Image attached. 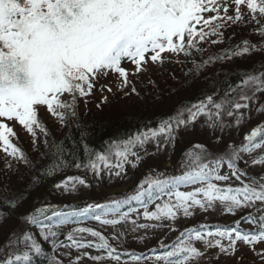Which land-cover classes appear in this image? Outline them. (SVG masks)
Masks as SVG:
<instances>
[{
    "label": "snow or ice",
    "instance_id": "obj_1",
    "mask_svg": "<svg viewBox=\"0 0 264 264\" xmlns=\"http://www.w3.org/2000/svg\"><path fill=\"white\" fill-rule=\"evenodd\" d=\"M233 25L250 27L258 42L243 39L219 56L194 63L197 71L216 60L264 53V0H0V152L5 171L0 181V232L5 234L0 264H34L39 257H47L48 264H121L125 257L133 264H202L213 250L217 264L221 257L232 264H264V119L238 142L225 139L233 129L251 124L256 113L264 118V65L246 72L222 94H204L179 106L156 127L111 139L103 151L85 143L86 159L72 161L84 175L65 176L52 186L68 194L90 187L89 173L97 180L105 173L110 179L123 178L126 166L135 169L146 156L175 149L181 131L198 124L211 130L207 142L181 153L177 171L152 167L133 191L105 202L25 206L29 185L36 188L68 166L62 146L48 140L41 109L65 126L79 119V102L87 106L102 78L117 75V91L128 88L125 62L136 75L149 62L163 63L164 54L187 57L205 51L206 43H223L224 30ZM101 90L113 91L107 85ZM131 92L136 94L135 87ZM16 126L31 137L33 152L54 160L18 187L11 183L16 165H34L14 142ZM148 145L155 152L149 153ZM197 211L232 216L233 224L214 230L185 228L173 243L161 240L158 249H150L151 256L120 251L129 232L143 231L141 240L160 228L175 232L180 217ZM86 220L111 232L85 226ZM45 242L53 252L64 249L63 256L48 257Z\"/></svg>",
    "mask_w": 264,
    "mask_h": 264
},
{
    "label": "trees",
    "instance_id": "obj_2",
    "mask_svg": "<svg viewBox=\"0 0 264 264\" xmlns=\"http://www.w3.org/2000/svg\"><path fill=\"white\" fill-rule=\"evenodd\" d=\"M243 39H251L253 42H258V37L252 33L250 27L233 25L224 30L223 43L213 45L209 42L203 45L205 51L196 52L197 54L195 56L192 54L191 57L184 56L187 61L185 62V71L178 74L173 71L170 76L165 78L167 86L172 85V88H169L170 92H166V90H168L166 85L150 82V89L144 90L149 96L145 97L142 95L138 101L129 102V104L126 105V109L120 112L114 119L111 116H104L99 113H95L89 117L79 116L78 120H73L71 123L62 126V130L58 135L54 136L50 132L52 136L48 138L49 142L51 143L54 141L56 144L62 146L64 150L63 156L68 162V166L64 167L63 170L58 172L54 177H45L36 188L29 185L28 190L31 191V196L28 198L25 206L28 207L33 203L40 202H47L50 204L55 202L52 198L47 197L48 192L46 191H50L49 189L53 188L52 185L56 179L76 173V171L79 170L73 166L72 161H84L86 159L83 151V145L85 143L89 148L95 151H103L107 147L106 142L111 139L127 138L139 130L147 127H156L162 119L169 117L179 106L196 101L204 94H211L213 92L222 94L229 89V86L236 85L246 72H255L259 70L261 66L264 65V53H252L243 57H234L230 60H216L215 62H210L201 67L199 71L195 68H190L194 67V63L202 64V62L208 60L209 57L219 56L224 50L239 44ZM166 103H172L174 105L171 112H169L171 105L165 107ZM131 104L133 105L131 106ZM255 117L256 115H254L253 119ZM191 132L200 134L206 131L198 124L194 129H191ZM208 132L209 130L207 133ZM43 139L41 141H43ZM195 143H198V141ZM18 146L21 147L22 150L24 149L22 143H18ZM41 149V151H44L43 147H41ZM25 153L33 161L34 167L29 169L23 164H20V167H17L19 164L16 165L18 172L11 176V183L14 187L23 186L34 172L44 171L50 163L54 162V160L49 159V157L42 158L39 152H33L31 150ZM160 153L167 154L166 151ZM174 155L175 152L169 154V159L171 161ZM175 159L172 161L174 164ZM138 168L139 170L142 168L146 170L147 165L145 161H143ZM138 178L139 176L134 177L135 180ZM3 180H5L4 164L0 170V181ZM25 194L27 195V191ZM104 195L103 193L100 196L103 197ZM78 200H85L84 196H80ZM4 235L3 232H0V243H3ZM44 247L48 257H51L52 250L50 245L45 242ZM153 248L158 249L159 246L151 247L150 249ZM150 249L146 250L145 253L147 254L150 252ZM136 254L139 255L141 253L139 252ZM34 264H48V259L47 257L36 258Z\"/></svg>",
    "mask_w": 264,
    "mask_h": 264
},
{
    "label": "rangeland",
    "instance_id": "obj_3",
    "mask_svg": "<svg viewBox=\"0 0 264 264\" xmlns=\"http://www.w3.org/2000/svg\"><path fill=\"white\" fill-rule=\"evenodd\" d=\"M242 26L243 25H239V27ZM196 54H197L196 52L193 53L194 56ZM164 56L165 59L163 63L158 62L153 64L149 62V64L147 65V70L138 73L136 75H132V72L134 70L133 66L127 62L124 63L123 66L127 68L129 71L130 84L128 88L125 89L128 95H125V91H117L118 85L120 83L117 75L110 74L106 78H102L97 83L93 95L87 98L88 101L87 106H85L83 101L79 102L78 113H80V116L89 117L94 115L95 113H99L104 116L106 115L111 116L114 119L120 112H123L126 109V105H128L129 102L138 101L140 97L137 94L139 92L142 91L145 97L149 96L146 92H144V90L150 89L149 88L150 81H155L157 82V84L167 86V81L165 80V78L167 76H170L171 72L173 71H175L176 74L180 72H184L185 62L187 61L185 60V57H183V55L176 56L172 54H164ZM190 68H194V67H190ZM104 85L111 87L113 91L109 93L106 90H101L102 86ZM132 87H135L136 94H132L131 92ZM167 87L168 90H166V92L167 91L170 92L169 88H172V85L171 86L168 85ZM105 96H107L108 98L107 102L102 103V98ZM98 104L100 105L99 108L97 107ZM132 105L133 104H131V106ZM168 105H171L169 110V112H171L174 108V105L172 103H166L165 107ZM175 111L176 110H174L171 113V115ZM255 115L256 117L251 121V124H243L239 129V131L233 129L231 132V136H225V139L234 140L238 142L245 131H247L251 126H254L257 122H260L262 119H264L258 113H256ZM40 117L42 123H44L48 129V133H49L48 138H50L52 134L54 136L58 135V133L62 130V126L59 124V122L55 121L54 118L50 117L45 110L41 109ZM15 131L17 132V136H18L16 143L17 144L22 143L24 147L23 151L30 152L31 137L25 131H23L19 126H16ZM50 132L52 134H50ZM210 132L211 131L209 130L208 133L206 131V132H201L200 134L199 133L196 134V132H191V129L187 131H181L179 137L177 138L175 149L169 148L166 151L167 154L158 153L155 155L146 156L144 158V161L147 165L146 170H144L143 168L139 170L138 167L133 169L131 168V166H126L127 171L123 178L112 177L110 179L108 178V175L105 173L104 178L101 180L93 179L91 173H89L88 180L89 183L91 184L90 187L84 188L80 186L77 191H73L68 194H65L63 192H58L54 190V188H52L49 189L50 191H46L48 192L47 197L52 198V200L55 201L54 204H68L70 202H74V203L105 202L110 198L123 196L133 191L138 181L144 175H146L149 169L152 167H156L159 169H167L169 172L177 171L176 164L180 159L181 153L185 151L187 148L191 147V145H193L197 141L198 143L207 142L209 136L212 134ZM43 138L44 137L41 135L40 139L42 140ZM147 148L149 153L155 152V148L152 145H148ZM172 152H175V155L172 156L173 160L176 158L175 164L172 163L173 160L171 161L169 159L170 158L169 154ZM3 164H4V153L0 152V170L3 167ZM17 167H20V164ZM76 175H84V170L79 169L76 171V173L68 174L66 176H76ZM137 176H139V178L135 180L134 177ZM64 177L56 179L54 183L62 180ZM103 193L105 195L101 197L100 195ZM80 196H84L85 200H78ZM233 220L234 217L232 216L221 215L220 213H215V212L204 213L201 211H197L191 217L188 218L180 217L178 221L175 223V227L177 229V231L175 232L169 231L168 228H160L157 229L155 232H149L147 234V239L144 240L138 239V237H142L146 235L143 231H140L139 233L129 232L128 235L120 242L119 249L122 251L133 250L136 252H143L150 249L151 247L159 246V242L161 240H163L165 244L173 243L176 240L177 236L179 235V232L185 228H190L191 226L197 227L199 225H211L215 223L226 225L233 223ZM84 224L85 226L95 227L98 230L105 231L104 229H101L100 226L95 221H87L84 222ZM110 232L111 229H107L105 231V234H109ZM243 250L246 251V249ZM63 252L64 249H57L55 252L51 251V256L53 255L63 256ZM215 255L216 252L215 250H213L203 260L202 264H217L216 260L214 259ZM85 264H91V262L85 261ZM121 264H133V262L130 261V258H127L124 260L122 259ZM140 264H146V262L142 261L140 262ZM147 264H150V262H147ZM219 264H232V262L227 257H221L219 260Z\"/></svg>",
    "mask_w": 264,
    "mask_h": 264
}]
</instances>
